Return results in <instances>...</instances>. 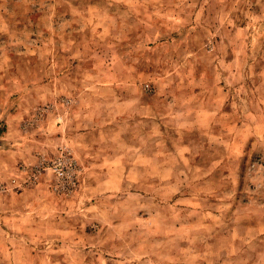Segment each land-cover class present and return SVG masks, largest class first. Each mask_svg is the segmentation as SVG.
<instances>
[{
  "label": "rangeland",
  "instance_id": "rangeland-1",
  "mask_svg": "<svg viewBox=\"0 0 264 264\" xmlns=\"http://www.w3.org/2000/svg\"><path fill=\"white\" fill-rule=\"evenodd\" d=\"M0 264H264V0H0Z\"/></svg>",
  "mask_w": 264,
  "mask_h": 264
},
{
  "label": "crops",
  "instance_id": "crops-1",
  "mask_svg": "<svg viewBox=\"0 0 264 264\" xmlns=\"http://www.w3.org/2000/svg\"><path fill=\"white\" fill-rule=\"evenodd\" d=\"M57 92L59 94V91H56V93ZM75 95L69 94L71 97H64L65 100H62L67 108H65L67 111L65 113L60 109L61 102H59L57 106L58 112H56L52 120L51 134L43 137L40 142L37 143V146L34 147V150L28 152L25 158L26 160L24 159V161L34 162L37 158L36 155L53 154L56 148L60 147V149H67L80 163H82V161L89 163V159L95 156L93 154L94 151L99 149L95 146V140L101 136V127L97 124V120L94 123L90 121L91 115L81 114L75 116L73 114L72 110L75 107H79L83 101L81 98H76ZM12 127L13 125L8 130H11ZM41 191H35L36 198L33 203L41 205L45 202L47 198H44V194ZM26 194H28V192Z\"/></svg>",
  "mask_w": 264,
  "mask_h": 264
},
{
  "label": "built area",
  "instance_id": "built-area-1",
  "mask_svg": "<svg viewBox=\"0 0 264 264\" xmlns=\"http://www.w3.org/2000/svg\"><path fill=\"white\" fill-rule=\"evenodd\" d=\"M41 166L36 168V171L39 172L42 168ZM50 170L55 175L56 179V188L65 189L72 188L75 185V174L77 171V164L75 160L72 159L68 152L62 150L58 153V156L55 157L53 162L50 164Z\"/></svg>",
  "mask_w": 264,
  "mask_h": 264
}]
</instances>
